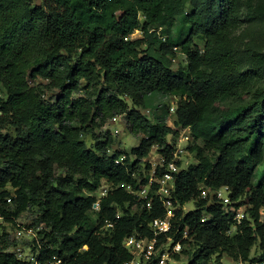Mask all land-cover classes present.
I'll list each match as a JSON object with an SVG mask.
<instances>
[{"label":"trees","instance_id":"obj_1","mask_svg":"<svg viewBox=\"0 0 264 264\" xmlns=\"http://www.w3.org/2000/svg\"><path fill=\"white\" fill-rule=\"evenodd\" d=\"M252 1L0 0L4 223L37 206L34 223L46 227L39 231L43 260H131L125 238L135 232L153 238L150 222L167 211L155 193L157 182L148 195L154 196L151 208L137 193L150 181L152 164L144 159L152 148L158 146L165 157L156 176L175 155L168 135L178 130L166 115L151 118L142 110L165 92L178 97L177 123L190 127L195 143L189 148L198 162L175 173L173 199L180 206L194 200L195 208H177L171 231L159 235L158 243L172 236L183 253H189L185 244H194L187 264H225L224 254L264 264V183L254 182L264 163V84L258 86L264 50L250 48L244 66L232 38L243 5ZM178 17L187 31L172 35ZM136 29L143 35L133 38ZM175 47L186 55L177 67ZM49 90L57 94L47 95ZM116 115H125L131 131L142 136L130 151L113 149L110 131L96 134ZM104 182L112 187L98 197ZM223 185L231 188L230 205L202 195V186ZM242 205L245 217L238 223ZM15 246L0 223V264H29L18 258Z\"/></svg>","mask_w":264,"mask_h":264},{"label":"rangeland","instance_id":"obj_2","mask_svg":"<svg viewBox=\"0 0 264 264\" xmlns=\"http://www.w3.org/2000/svg\"><path fill=\"white\" fill-rule=\"evenodd\" d=\"M35 1L39 2L40 0ZM241 18L242 21H240L239 25L235 28L232 34V38L237 49L238 57L240 58L242 64L244 66H247L250 60V48H258L259 50H264V0H253L251 3L244 4L241 10ZM182 29L184 31H187V24L183 23L181 17H178L175 26L171 30V34L177 35L178 32ZM158 31L164 36H167V34L165 33V28L162 29V27H158ZM142 35V30L136 29L132 33L131 37L137 38L141 37ZM195 43H197L201 47H203L204 45V41L199 37L195 38ZM176 51V58L173 59L174 67H177L180 63H186V55L182 53L180 47ZM37 81L46 82V80L42 78H39ZM263 84L264 79H262L261 82H258V86ZM56 94L57 91H47V95L55 96ZM177 101V96L165 92H159L155 94V96H153L152 106L148 108H142V110L151 118H155V115H166L167 123L178 130V134L171 133L170 135H168V141L174 144L176 147L175 153H178L176 156L181 162L180 164H178L179 170H181L182 168H187L190 164L197 163L198 157L197 152L189 148L190 145H193L195 143L194 136L192 135L191 130H189L188 127H182L177 123ZM107 131H110L114 138L113 149L121 148L130 151L132 147L139 145L142 137L141 135L133 133L131 131L125 115H116L113 118H110L106 125L96 129V134L98 136H104ZM86 140L88 145L93 144V138L91 135H86ZM161 156L162 153L159 152L158 146H154L149 156L144 159L145 161L148 160L152 164V169L149 172L151 176H156V167L159 164H163ZM254 182L255 184L264 183V163L257 168V174L254 178ZM104 187L110 189L112 185L108 182H104L99 190L95 192L98 197L102 196V188ZM230 204L232 203H225L224 205ZM97 207L98 206L96 205L95 208ZM180 207L184 210V212H187L195 208V202L194 200H190ZM137 209L138 208L134 205L133 210ZM244 209L245 205H242L240 210ZM38 212L39 210L37 206H30L27 210L21 213L19 218H17L14 223H8L6 221L4 223V219L0 218V223L4 224L5 230L9 232L12 241L16 242V246H22V248L26 252L29 251L30 241H28V239L25 237L16 238V227L18 226V224H22L37 226L40 231L45 229L46 227L43 223H34ZM205 216L207 218L209 217L208 214H206ZM92 219V223L95 222V214ZM232 232H234V228L231 230V233ZM163 246H165L166 249L162 250L161 253L165 252L169 246L171 247V249H173V246H171V241L165 242ZM183 248H187L189 250V253H183L182 251V253L176 252L180 254V259H177L175 257L176 253H171L169 257H166L165 264H187L189 259L193 256L195 247L194 244H185ZM13 250L15 251L14 248ZM252 255H258L257 245L253 247ZM223 261L225 264H251L250 262L235 260L228 254H224ZM155 262L156 260H154V262H152L151 264H154ZM254 264L263 263L256 262Z\"/></svg>","mask_w":264,"mask_h":264},{"label":"built area","instance_id":"obj_3","mask_svg":"<svg viewBox=\"0 0 264 264\" xmlns=\"http://www.w3.org/2000/svg\"><path fill=\"white\" fill-rule=\"evenodd\" d=\"M175 50H178V48L175 47ZM188 128L191 130L190 127ZM177 154L178 153L176 152L173 160L166 164V169L161 176H151L149 183L141 190L137 191L141 197L148 198L147 205L151 208L154 196L149 197L148 195L151 190L152 183L157 182L159 186L155 190V193L160 197L167 211L164 216L156 217L150 222V226L154 231L153 238L141 236L137 232L125 238V246L134 254L133 258L125 264H151L154 260H156L154 264H165L166 257H169L171 253L180 252L182 250V243L179 241L173 244L172 236H167L166 241L160 244L158 243L159 235L166 234V232L171 231L172 221L176 214V210L180 207V205H175L173 200L175 192V173L180 171L177 163V160L179 159L176 156ZM161 159L163 161L162 165H165V157L163 154ZM201 188L202 195L205 197L209 196L210 199H215L222 204H228L231 202V188L228 185H223L217 188L202 186ZM108 190V188H102V196L106 195ZM7 200L9 203L12 202L11 197H8ZM98 204L99 201L95 203V207L96 205L98 206ZM261 212L264 213V208ZM244 217L245 210H241L236 214L235 220L240 223ZM0 218L3 219V216L0 215ZM39 231L40 230L37 226L18 224L15 233L16 238L25 237L28 241H30V244L29 251L27 252L22 248V246H15L14 249L16 255L18 258L28 262L29 264H58V261L43 260L41 258L42 241L40 239ZM184 236H187V231H185ZM168 241H171L173 249L169 246L165 252L161 253L162 250L166 249L165 246H163L164 243Z\"/></svg>","mask_w":264,"mask_h":264}]
</instances>
